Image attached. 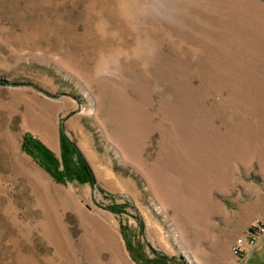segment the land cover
I'll list each match as a JSON object with an SVG mask.
<instances>
[{
  "label": "rangeland",
  "instance_id": "374dc122",
  "mask_svg": "<svg viewBox=\"0 0 264 264\" xmlns=\"http://www.w3.org/2000/svg\"><path fill=\"white\" fill-rule=\"evenodd\" d=\"M255 220L264 0H0V264H219Z\"/></svg>",
  "mask_w": 264,
  "mask_h": 264
},
{
  "label": "crops",
  "instance_id": "0c3cea01",
  "mask_svg": "<svg viewBox=\"0 0 264 264\" xmlns=\"http://www.w3.org/2000/svg\"><path fill=\"white\" fill-rule=\"evenodd\" d=\"M243 226L235 225L232 229H228L227 238L228 246L226 249V259L221 260L219 264H249L250 258L255 255V253H261L264 250V235L259 236L255 246L251 248H247L246 252L242 256H236L232 252V245L234 243V239L237 238L243 232ZM236 229V230H234ZM229 259V261L227 260Z\"/></svg>",
  "mask_w": 264,
  "mask_h": 264
},
{
  "label": "built area",
  "instance_id": "2783aa9c",
  "mask_svg": "<svg viewBox=\"0 0 264 264\" xmlns=\"http://www.w3.org/2000/svg\"><path fill=\"white\" fill-rule=\"evenodd\" d=\"M264 235V220L253 221L245 233L237 238L232 246V251L237 256H242L247 248L255 246L259 236Z\"/></svg>",
  "mask_w": 264,
  "mask_h": 264
},
{
  "label": "trees",
  "instance_id": "16d2710c",
  "mask_svg": "<svg viewBox=\"0 0 264 264\" xmlns=\"http://www.w3.org/2000/svg\"><path fill=\"white\" fill-rule=\"evenodd\" d=\"M27 141H29L30 139L29 138H26ZM80 160L83 162L82 158H80ZM84 163V162H83ZM84 167L86 168V164L84 163ZM87 169V168H86ZM113 213H116V214H124V209L122 207L120 208H117V207H114V208H111L110 209ZM130 251V250H129ZM154 263L155 264H172L173 261L172 260H169L167 259L166 257L164 256H159L156 260H154Z\"/></svg>",
  "mask_w": 264,
  "mask_h": 264
}]
</instances>
